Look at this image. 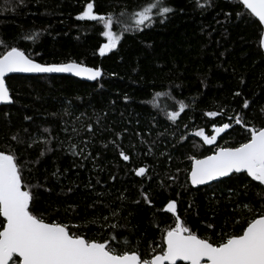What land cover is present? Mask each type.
I'll list each match as a JSON object with an SVG mask.
<instances>
[{"label": "trees", "instance_id": "1", "mask_svg": "<svg viewBox=\"0 0 264 264\" xmlns=\"http://www.w3.org/2000/svg\"><path fill=\"white\" fill-rule=\"evenodd\" d=\"M88 2L97 14L113 15L111 30L120 36L104 56L98 51L106 43L103 23L76 18ZM147 2L0 0V54L18 46L38 63L74 61L102 73L92 81L7 78L12 103L0 107V151L15 153L26 185H42L30 189L37 195L34 214L121 250L127 240L150 258L164 230L175 226L165 211L170 200L190 230L212 240L264 212V186L247 174L197 189L188 179L189 156L246 141L245 129L233 123L238 113L264 124V53L262 27L240 0H209L203 10L195 0H167L174 13L136 30L129 15ZM34 32V41L23 38ZM180 102L187 107L169 120ZM221 109L217 117L204 115ZM223 123L232 127L212 145L195 136L201 128L211 135L213 124ZM139 167L146 168L144 176L135 175Z\"/></svg>", "mask_w": 264, "mask_h": 264}, {"label": "snow or ice", "instance_id": "2", "mask_svg": "<svg viewBox=\"0 0 264 264\" xmlns=\"http://www.w3.org/2000/svg\"><path fill=\"white\" fill-rule=\"evenodd\" d=\"M240 3L264 24V0H240ZM195 5L203 10L209 6V0H203V3L195 0ZM175 11L167 0H148L139 10L130 13L129 19L136 30H142L141 26L151 24L154 16L166 19L168 14ZM76 18L103 23L102 35L107 42L99 47L100 56L117 47L120 36L111 30L112 14H97L94 4L88 2ZM160 22L163 23V19ZM128 30L127 27L124 28L125 32ZM23 38L34 41L37 34L34 32ZM3 43L0 41V44ZM260 46L264 48V36L260 40ZM9 73H73L89 80H96L102 74L100 68L86 67L74 61L38 63L18 46H9L0 54V103L12 102L10 88L6 85ZM234 95L239 97L242 93L236 92ZM249 106L250 101L244 99L242 107L247 109ZM186 107L184 102H180L179 110L169 112L168 119L176 121ZM261 112L264 113V108H261ZM222 113L223 109L219 112L207 111L204 115L214 118ZM233 123L245 129L246 141L238 146H219L211 155L203 158L189 156L191 169L188 179L193 186L237 173H246L253 181L264 185V124L256 126L246 122L245 117L239 113ZM231 127L232 123H223L221 126L213 124V134H205V130L201 128L195 132V136L202 138L205 145H212L221 133ZM88 130L92 131L91 125ZM12 139L18 140V137L13 136ZM120 156L124 161L130 159L122 150ZM21 169L22 165L14 152L0 151V217L3 218L0 220V264H177V261L185 264H264V212L248 219L246 226L239 231L221 232L218 240H212L190 230L177 215L176 201L170 200L165 211L175 216V226L164 230L161 244L156 245L159 251H154L150 258H145L127 240L124 242V250H121L109 240L89 239L78 231H71L69 225L57 221L46 222L42 215L34 214L30 204H35L37 195L30 189L42 185H26ZM145 174V167L135 169L136 176ZM141 196L146 203L151 204L147 193L142 192ZM121 198L123 199V194ZM242 207L251 210L248 204ZM111 227L116 228L117 225ZM208 227L212 228L213 225L209 224ZM118 239V235L111 236V241Z\"/></svg>", "mask_w": 264, "mask_h": 264}, {"label": "water", "instance_id": "3", "mask_svg": "<svg viewBox=\"0 0 264 264\" xmlns=\"http://www.w3.org/2000/svg\"><path fill=\"white\" fill-rule=\"evenodd\" d=\"M255 18H256V17H255ZM256 20L259 22L258 18H256ZM259 23H260V22H259ZM260 25H261L262 30H263V34H262V36H264V24H261V23H260ZM261 48H262V47H261ZM262 51H263V53H264V48H262ZM44 75H46V76H66V77H71V78H75V79H78V80L92 81V80H89L87 77L76 76V75H74L73 73H9V74H7V76H6V79L9 78V77H12V76L36 77V76H44ZM11 103H12V102H11ZM11 103H0V107H1V106H9V105H11ZM227 130H228V129H227ZM227 130H225V132H226ZM222 134H224V133H221V134L217 137V139H218ZM190 169H191V168H190ZM237 174H246V173H237ZM230 176H232V175H230ZM230 176H229V177H230ZM229 177H221V178H219V179H217V180H214V181H211V182H209V183L202 184V185H196V186H193V185L191 184L190 180H189V184H190V186H191L192 188H194V189H197V188H203V187H207V186H209V185H211V184H213V183H215V182H219V181H222V180H224V179H227V178H229ZM178 263L185 264V262H183V261H177V264H178Z\"/></svg>", "mask_w": 264, "mask_h": 264}, {"label": "rangeland", "instance_id": "4", "mask_svg": "<svg viewBox=\"0 0 264 264\" xmlns=\"http://www.w3.org/2000/svg\"><path fill=\"white\" fill-rule=\"evenodd\" d=\"M106 42H107V40H106ZM112 50H113V49H112ZM112 50L108 51L106 54H108V53L111 52Z\"/></svg>", "mask_w": 264, "mask_h": 264}, {"label": "flooded vegetation", "instance_id": "5", "mask_svg": "<svg viewBox=\"0 0 264 264\" xmlns=\"http://www.w3.org/2000/svg\"><path fill=\"white\" fill-rule=\"evenodd\" d=\"M264 186V185H263Z\"/></svg>", "mask_w": 264, "mask_h": 264}]
</instances>
